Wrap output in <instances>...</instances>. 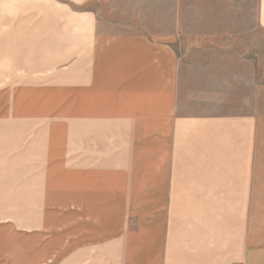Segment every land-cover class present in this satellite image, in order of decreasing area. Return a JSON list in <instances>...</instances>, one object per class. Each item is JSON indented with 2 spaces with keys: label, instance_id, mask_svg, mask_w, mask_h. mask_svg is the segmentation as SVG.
<instances>
[{
  "label": "crops",
  "instance_id": "0c3cea01",
  "mask_svg": "<svg viewBox=\"0 0 264 264\" xmlns=\"http://www.w3.org/2000/svg\"><path fill=\"white\" fill-rule=\"evenodd\" d=\"M68 1L0 86V264H264V0Z\"/></svg>",
  "mask_w": 264,
  "mask_h": 264
},
{
  "label": "rangeland",
  "instance_id": "374dc122",
  "mask_svg": "<svg viewBox=\"0 0 264 264\" xmlns=\"http://www.w3.org/2000/svg\"><path fill=\"white\" fill-rule=\"evenodd\" d=\"M61 5V6H59ZM68 0H0V86L38 81L55 60V36L68 43L69 33L44 32L48 25L77 23ZM9 17V20H6ZM47 27H42L45 25ZM14 28V31H11ZM260 91L264 85V49H259ZM45 69V70H44Z\"/></svg>",
  "mask_w": 264,
  "mask_h": 264
}]
</instances>
